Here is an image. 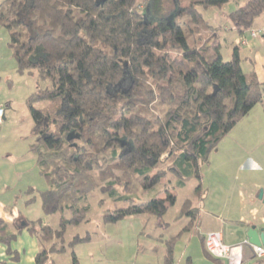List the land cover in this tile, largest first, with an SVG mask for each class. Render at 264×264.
<instances>
[{
    "label": "trees",
    "instance_id": "16d2710c",
    "mask_svg": "<svg viewBox=\"0 0 264 264\" xmlns=\"http://www.w3.org/2000/svg\"><path fill=\"white\" fill-rule=\"evenodd\" d=\"M156 2L149 1L145 16L147 1L4 0L9 9L0 11V26L8 31L16 72H34L46 83L26 100L33 121L28 151L47 186L39 193L41 210L58 215L56 228L24 221L15 233L0 220L7 254L25 229L41 245L34 264H54L51 255L67 251L78 264L73 249L90 243L91 235L65 236L87 222L90 194L124 205L104 212L103 224L158 221L175 206L171 191L191 179L197 184L181 206L180 234L196 231L206 197L201 168L262 103L264 84L243 71L239 44L226 62L219 45H207L211 27L203 12L229 0H174L170 22ZM262 13L264 0H247L229 14L230 29L241 36ZM125 78L126 89L118 87ZM140 192L148 198L138 200ZM180 234L163 241L164 264L172 263Z\"/></svg>",
    "mask_w": 264,
    "mask_h": 264
},
{
    "label": "rangeland",
    "instance_id": "374dc122",
    "mask_svg": "<svg viewBox=\"0 0 264 264\" xmlns=\"http://www.w3.org/2000/svg\"><path fill=\"white\" fill-rule=\"evenodd\" d=\"M144 1H147V4L142 9L146 16L149 15L152 6L149 4L150 0H137V3L141 5ZM159 3H162L164 10L162 14L165 12V18L170 17L175 11L174 0H157L155 4H158V9L161 8ZM0 4V11H8V3L0 0ZM232 7L236 8L234 2H230L225 6L227 10H232ZM9 18H14V16L10 15ZM227 35L228 33L222 29L218 30V38L216 40L213 39L207 44L208 46H215L219 43L221 56L225 62L230 60L232 51V46L227 45L229 42L223 39ZM145 39L143 38V40ZM7 42H9L8 31L0 26V100L3 104L6 103L8 98L9 101L12 100V107L4 108L7 116L0 123V187L3 180H5L3 178H9V188L5 194L0 196V202L4 204L3 202L6 199L12 200L8 207L11 209V212H15V214L16 212L20 213L27 219V222H29L28 220L32 222L40 220L42 223L56 228L58 215L45 216L41 210L39 193L44 191L47 186L35 165L34 156L29 153L25 158L19 159L23 154L22 152L25 151L27 141L29 142L30 140L29 134L33 128V121L29 115L25 99L33 94L38 87L43 89L46 83L38 82L36 73L34 72L20 76L16 74L15 63ZM5 80H10L13 84L12 91H9V93L6 90ZM121 86L124 89L128 86L126 78L118 87ZM117 90L119 88L111 90V93ZM1 98H5V100ZM41 107L43 105H36V108ZM259 110V106L256 105L249 113V116L242 119L234 131H231L232 133L230 136H227V140L225 139L219 144L217 150L211 155L212 163L209 159V163L201 168L202 188L205 191L207 188V194L209 192L212 193L211 196L209 195L206 206L217 209L221 214L234 216V208L237 206V199L232 194L233 182H235L234 177H238L240 181L245 183H248V178L254 180L264 179V163L262 166L263 172L256 170L252 173L249 170H245L244 166L240 171L236 170L238 164H240L238 160L239 153L248 147L243 138L250 133L252 128L257 127ZM262 150L263 148L255 152V155L258 156L262 153ZM8 153H14V157H8ZM260 158H263L264 162V156H260ZM247 163L245 161L244 165H247ZM228 165L232 167L233 171L230 174L224 173V175H220L219 169L221 167L227 168ZM168 178L169 176L166 179ZM166 179L164 178L161 181L162 183L158 189H163ZM196 184V181L191 179L184 187L174 188V191L172 190L171 192L176 195L175 206L158 221L154 218L149 221L133 217L126 218L115 224H103L99 218L104 212L113 211L115 208H120L124 205L121 203L116 204L107 198V196H103L98 192L90 194L87 198L89 206L87 222L75 229L69 227L65 236V240H69L75 233L83 236L86 232H89L91 235L92 240L90 243L80 244L73 249L78 264H149V245L153 239L151 235L154 232L151 224L158 223L160 226L165 222L169 224L167 229H157L155 238L161 237L167 239L177 234L185 224V218L180 214L181 206L186 198L192 197ZM172 185L173 183L169 188ZM218 186L224 189L222 194H220ZM30 190H32V193L29 192ZM260 191L254 198L256 203H261L259 198ZM139 195L138 200L142 201L148 198V196L142 195L141 192ZM220 195L228 200L224 206L219 202L222 198ZM16 220V225L20 226L22 222L19 218ZM153 243L156 245V251L161 253L163 242L156 239ZM54 255H57L53 258L56 264H71L69 252Z\"/></svg>",
    "mask_w": 264,
    "mask_h": 264
},
{
    "label": "crops",
    "instance_id": "0c3cea01",
    "mask_svg": "<svg viewBox=\"0 0 264 264\" xmlns=\"http://www.w3.org/2000/svg\"><path fill=\"white\" fill-rule=\"evenodd\" d=\"M246 1L247 0H229V2L222 8H211L203 12V17L206 23L211 27L209 29L210 31L208 32L211 35L208 42L212 41L213 39L216 40L218 38L217 32L221 29L224 32L228 33L227 37H224L223 39L226 42H229L227 45L232 46V49L237 46L239 42L245 41L243 45L238 46V51L242 59L241 67L244 72H254L258 82L264 84V13H262L258 18H256L252 28L243 33L241 36H239L235 31H232L230 29V23L228 20L229 14L236 10ZM230 2H234L236 4V8L232 7V10H227V7L225 8V6H227ZM172 15L167 18V21H171ZM254 30L262 31V33L256 37H253L250 35V31ZM217 45L220 46L219 43H217ZM16 74L19 75L17 72ZM5 82L7 88L6 90L9 93V91H12L13 84L10 80H5ZM27 98L25 99V104ZM1 99L5 100V98ZM0 105L3 108H10L12 107V100L9 101L8 98V100H6V103L4 104L0 100ZM257 105L260 108L257 116L258 122L256 123L258 125L257 127L252 128L250 133L243 138L248 147H246L245 150H243L238 155V160L240 164H238L236 168L237 171H240L243 166L245 170H249V172L252 173H254L256 170L262 171V166L264 162L263 158H260V156H264V95L262 103ZM6 116L7 114L4 111V119ZM247 116H249V114ZM247 116H245L244 118H246ZM4 119L2 121H4ZM236 126L232 129L233 131ZM231 131L221 140L220 143H222L228 135H231V133L233 132ZM30 134V140L27 138L29 142L27 141V144L25 145V151L22 152L23 154L20 156L19 159H21L22 157L25 158V156L30 153L28 151V147L33 141ZM261 148H263L262 153H260L258 156L255 155V152L259 151ZM215 151H213L211 155ZM13 154L8 153L7 155L8 157H14ZM211 155L209 159L212 163ZM245 161L246 163H249H247V165H244ZM232 171L233 169L232 167H230V165H228L227 168L221 167V169H219L220 175H224V173L230 174V172ZM3 179L5 180H3L2 186L0 187V196L5 194L7 192L6 190H8L9 188V178L5 177ZM247 180L248 183H245L240 181L238 177H234L235 182H233L232 194L237 199V206L234 208V216H230L229 214H221V212H219L217 209H213L210 206H206V203H208L209 195L211 196L212 194L210 192L208 194L206 193V197L204 200L206 202L201 203L200 205L197 219V227L195 228L196 231L191 230L189 232H184L180 234V231L183 228L182 227L177 234L172 236L175 237L180 234V236L176 240V244L173 249V260L171 264H229L227 260L208 257L203 244V234L209 231L219 232L221 233L223 242L226 245H236L246 240L245 229L247 228V226L255 225L259 230L264 229V179L254 180L252 178H248ZM218 187L220 188V194H222L224 189L220 186ZM259 190H261L262 192L260 198L261 203H256L254 201V198L258 194ZM220 197L222 198L219 200V202L224 206V204L228 200L222 195H220ZM11 201L9 199H6L4 202L2 201L4 204L0 202V220H2L3 223L7 225L8 232L15 233V228L17 227L15 223L17 221L16 219L19 218V220L22 222V224H20L21 227L24 225L23 221H27V219L24 218L20 213L16 212L15 214V212H11V209L8 208L11 204ZM28 221L30 222L31 220ZM166 224L168 226H164L163 223L162 227L158 225V223H154V225L151 224V228L154 230V232L151 235L153 239L152 241L150 240L151 242L149 245V264H164L166 248L163 241L167 240L168 238H155V236L157 229H167V227H169V224ZM156 239L163 242V248L161 253L156 251V245H154L153 243L154 241H156ZM8 249L10 251V254L6 253L7 247L3 244H0L1 264H34V258L36 254L41 250V245L34 235H31L25 229H22L21 232L17 234L16 239L9 244ZM54 256L57 255L52 254L51 260L54 264H56V262L53 260ZM256 262L257 259L254 258L250 249L248 247L245 248L243 253V261L241 264H256Z\"/></svg>",
    "mask_w": 264,
    "mask_h": 264
},
{
    "label": "built area",
    "instance_id": "2783aa9c",
    "mask_svg": "<svg viewBox=\"0 0 264 264\" xmlns=\"http://www.w3.org/2000/svg\"><path fill=\"white\" fill-rule=\"evenodd\" d=\"M262 31H250V35L253 37L261 34ZM244 42H239V45H243ZM4 119V108L0 105V123ZM203 244L205 251L209 256L215 259H224L229 264H241L243 261V253L245 248H249L255 259H264V248L256 247L244 240L236 245H226L223 242L222 235L219 232L209 231L203 234Z\"/></svg>",
    "mask_w": 264,
    "mask_h": 264
},
{
    "label": "water",
    "instance_id": "95a60500",
    "mask_svg": "<svg viewBox=\"0 0 264 264\" xmlns=\"http://www.w3.org/2000/svg\"><path fill=\"white\" fill-rule=\"evenodd\" d=\"M262 192L260 191L259 198ZM245 238L249 244L264 248V229H258L255 225H249L245 229Z\"/></svg>",
    "mask_w": 264,
    "mask_h": 264
}]
</instances>
